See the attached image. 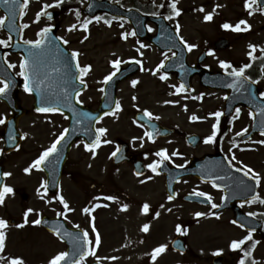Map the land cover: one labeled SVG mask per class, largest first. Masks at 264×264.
<instances>
[{"label":"rangeland","instance_id":"obj_1","mask_svg":"<svg viewBox=\"0 0 264 264\" xmlns=\"http://www.w3.org/2000/svg\"><path fill=\"white\" fill-rule=\"evenodd\" d=\"M64 1L81 4L84 2V0ZM44 3L51 4L53 0H29L27 7L23 11L24 22L31 23L32 20L36 19V14L40 12ZM241 4L242 0H179L178 7L182 9L181 15L173 17L170 23L176 27L178 21L180 24V33L184 37V40L188 43L197 45L196 48L191 50L187 58L189 63L194 61L197 53L200 52L202 48H210L212 40L218 36L228 37L232 43V47L227 51L211 53L210 57H208L204 63L207 69H222L220 65L221 60L230 61L236 67H239V63H245L247 61V53L251 51L249 44L258 46L254 56L260 58V60H264V54L259 50L260 47H264V13L249 15L248 12L243 10ZM216 5H221V7L215 8ZM200 6H203L205 11H199L198 9ZM59 7L60 6L49 9L57 11ZM214 8L215 12L213 19L211 21H205L203 19L204 15L209 11H213ZM76 10V8H73L69 12L57 16L54 21H47L43 18V26L59 24V34L68 38H76L78 42L74 43L73 46L80 50L82 60H88L93 63L94 75L89 80L90 89L85 93L86 98L91 99L98 97L100 77L109 70L108 62L117 59L115 56H118L122 61H125L126 58L136 57V60L142 61L143 70L141 69L132 78L125 80L117 87L118 97L124 100L125 105L128 104V100L132 98L130 95L133 94L135 97L142 100L144 105L152 107L157 112L159 111L163 118L166 117L165 119L176 120L177 124L180 125V129L187 131L192 129L202 134L208 133L211 130V124L216 121L217 118L211 116V119H208L207 115L216 112V110L221 107L225 96L222 90H205L199 84L198 77L195 76L192 79V88L190 91L177 93L172 85L179 86V84L176 82L173 74H168V79L162 80L160 79V76L163 75L161 71L157 74H153V72L150 71L156 69L157 65L166 59L165 56H167V58L171 56L172 53L170 51H162L150 46L140 48L139 45L138 49H140V52H143V55L141 56L137 49L135 50L136 54H133V49L129 41H127L129 42L128 44L124 45L118 40V33L121 30V25L106 27L100 22H92L89 24L88 30L85 31L80 26L85 20V17L80 12V17L77 18ZM0 18H3L1 12ZM242 19L247 20L248 24L251 25L250 29L235 31L234 29H225L222 27L226 22L235 26V24ZM72 24H76L77 27L69 31V26ZM241 28L245 29L247 25H241ZM1 36L0 32V39ZM85 36L88 37L86 40L84 39ZM133 79L139 81L135 87L131 84ZM262 84H264V82ZM163 99H172L173 101H179V103H173L177 106L166 110L168 107H165L166 104L162 101ZM185 105L187 106L186 110ZM0 114H6L5 108L2 106H0ZM193 115L202 117L205 121H202L203 119H198L201 123L196 124L194 122L196 120L191 119ZM116 117H119V115ZM116 117L109 125V134L111 137L119 135L122 132L131 133L129 128H123V126H128L126 124L128 121L125 122V120L122 119V121L118 120L114 122ZM24 121L28 125L29 144L23 153L15 157L16 165L23 160L28 162L29 159L36 154L37 150L35 149L38 148L37 145L41 143L38 142L37 139L43 136V118H39V121L36 122L35 116L29 114L25 117ZM128 130L130 131L128 132ZM127 137L129 136H123L125 139L130 138ZM232 137L233 136H226L222 140L221 144L224 151H226L230 157L232 154H235L236 159L234 161L237 164L241 166L247 164L264 177V144L258 142L257 144L248 143L245 145L248 149L245 150L247 152L240 153L243 150L240 151L239 147L233 146V144H236V139H232ZM258 140H264V137ZM169 143L181 148V150L178 151H185L189 153V155L193 153L200 154L212 149L211 144H207L196 150L189 149L185 147L179 133H177L174 139L170 140ZM138 144L133 142L132 146L137 147ZM248 145L249 147H247ZM12 171L13 177L9 182L19 186V189H22L26 185V191L30 198L28 208L43 210V213L52 212L56 209L55 204L49 203V199L44 198L41 194V187L36 172L31 171V173L27 175H21L16 166H14ZM104 173L103 170L88 169L84 171V179L87 177L85 189L89 195L99 191L96 187L104 181ZM92 184H94L93 187H91ZM72 188V186L67 188L71 191V198L66 199L70 204V201H72V207L74 210L78 211L81 210L84 205H87V201L92 198H78L77 193L75 194ZM105 188L106 187H104V189ZM38 189H40V191H38ZM104 189L101 188V192H103ZM260 196L264 198V180L261 181ZM13 198L8 197L4 205L0 206V217L14 218L18 214L20 211L18 208V200H14ZM37 198H43V202L38 201ZM93 200L94 198L92 201ZM95 201L96 203H101V207L98 208L95 213L97 229L101 234V244L96 248V255L100 257L99 262L101 264H111L108 262V257L112 254L121 260L120 264H138L141 261V256L148 254L149 249L153 246L152 244L156 243L155 241L160 242V244L168 243L169 238L172 236V224L177 226L179 222L186 221L187 224H190V234L187 240L189 246L188 252L185 255L176 254V256L173 253H169L171 250L168 248L167 251L158 258L157 262L153 264H177V262H179V264H211L210 256L214 252H218L217 250H222L219 253L225 256L224 264H234L236 261V255H232L230 243L234 239H240L243 232H240L230 223L229 212L220 214L219 218L192 221L188 219L191 218L192 212L201 210L202 208L188 204L184 202L182 198H177L174 200V212L169 216V219L166 218V221L168 219V222H170L169 225H156L155 228L152 229L151 233L154 236V242L152 243L151 239L141 240L131 246L132 241L130 236L133 235L136 238V235L140 232V225L142 224L141 218L136 215L137 208H131L130 210L134 211L138 219H130L126 217L125 214L117 213L115 211L116 208H110V202L108 200L104 198H95ZM245 210L248 212H257L258 215L264 217V204L258 201L246 205ZM122 228L127 231V234H132L127 238L128 241L125 240V235H120V233L123 232ZM94 235L93 233L92 237H94ZM118 235L121 236L120 240H118ZM256 238L259 239L260 243L253 251V258L256 264H264V240L260 237ZM119 243L120 245L117 246L114 251L111 252V250H109L110 247L118 245ZM5 244V250L0 253V256L4 258L3 264H9V261L14 257L23 258L25 264H40L42 262L43 264H48V261L53 256L62 252V247L54 243L52 239L49 240L44 235L38 234V232L34 230L20 232L10 226L6 230ZM89 258L96 259L93 256H89Z\"/></svg>","mask_w":264,"mask_h":264},{"label":"flooded vegetation","instance_id":"obj_2","mask_svg":"<svg viewBox=\"0 0 264 264\" xmlns=\"http://www.w3.org/2000/svg\"><path fill=\"white\" fill-rule=\"evenodd\" d=\"M137 4V1H135L132 4L124 5L125 7L134 6ZM256 6V5H255ZM259 9V8H256ZM43 27V26H42ZM41 29V28H40ZM40 29H37V33L40 31ZM25 32V31H24ZM37 33L35 37H29L25 40H35L38 38ZM34 36V35H31ZM68 46V44H67ZM78 59V58H76ZM22 57L19 55L10 54L8 56L9 64H14L15 67H10L11 71L14 75V87L16 94L19 96L18 99L20 103H23L22 101H27V98L30 96L28 92L24 90L23 84H24V78L22 76H19L18 73L20 71V62L22 61ZM81 64V63H80ZM84 65H87V62L84 63ZM83 66V64H81ZM100 70V69H99ZM106 74V73H105ZM94 75L92 70L87 74V76H84L83 79L86 81V90L83 91L79 96L77 97L78 101H83L84 106H89L92 110L98 109L100 103H101V97H102V91L101 94L96 98H86L84 96L85 92L89 89V80ZM103 77V78H102ZM104 74L100 77V87L102 90V85L104 84ZM259 78V76H258ZM43 79V78H42ZM3 82H0V87H3ZM74 88V77L70 74H61L60 76V89L62 90L61 97L62 99L59 100L61 103H65L66 101L69 102L72 100V90ZM67 93V95H65ZM83 96V97H82ZM31 98V96H30ZM117 101L120 102L122 109L116 110L114 108L113 111H108V115H104V113L100 116L103 117V119H96L93 127V135L90 136L91 138L95 137V129L99 127H104L108 129V132L105 136L102 137V139H107L111 141V143L108 144H102L98 149H95L96 155L93 156L92 153L85 149L84 144L87 142L83 138H76L74 142H72L70 145H68L67 148V142L60 143L61 150L60 155L63 154V151L66 149L64 158L62 159L61 156H59V160L56 159L57 164L60 163L62 160V170H61V178L59 180V184L57 187V191L54 194L45 193L46 196L51 197L52 201L56 203L57 209L54 212L51 213H44L43 210H35L34 212L30 213L28 216V223L24 224L23 227H17V225L22 224L24 221V213L28 209L30 198L28 197V194L26 192L25 186L22 189H19L18 186H10L14 189V193H11V195L16 196L17 198H13L14 200H18V208L20 211L14 218L8 219V223H10L12 226H15L17 231H26V230H34L36 232H39L43 235V233L51 238L52 240H56L58 245L62 247V249H65V243L61 242L57 237L47 231V229L43 228V226L32 224L31 221L37 219L38 217L41 219L43 216L47 217H59L63 219L66 224L69 227L76 228L75 225H80L78 229L82 230H88V228L91 226L92 220L89 213H84L83 209L81 210H74L71 212H65V215H67L68 219L65 220L63 216H58L57 212H64L62 204L59 203L58 198L53 199V197H58L59 194H62L65 198H71L70 193L71 191L67 188L73 187L72 189L75 191V194L77 193L78 198H104L108 195H114L118 197V200L111 201L113 203H116V205L119 207V213L125 214L126 217L130 219H138L141 218L142 224L140 225V229L142 228L143 224L148 223L150 225V229L147 233H144L141 231L140 235L130 236L131 239V246H133L136 242H139L141 240H150L154 239V236L152 235V229L155 228L156 225H159L160 221L165 224L168 222L169 216L174 212L173 209V201L175 198H207V197H199L192 195L195 191H202L209 193L212 196V200L207 202L205 205H202L197 202H190V204H193L195 206H198L202 208L201 210H196V212H204L206 213L205 216L196 217L200 219H208V218H216V216L210 215L211 212H217L220 214L224 212H229L230 218L233 216V211L231 209H227L224 211H215V208H212V203H215L217 205L220 204L222 198H223V191L221 188L214 187L213 183L209 181V179H200L199 177L195 175H186L184 177L178 178L175 183L170 187L166 184V178L163 172V170H169L171 168H177L176 165H184V167L189 165V161L192 158H198L205 153H215L220 151L219 149L214 148L212 152L204 151L202 153H194L189 155V153H186L185 151H179L181 155L172 156L171 160L165 161L163 165L158 169V172H153L151 169L147 168V165L149 163H152L154 160L160 159L155 155L157 151H159L161 148L168 149V154L171 155L173 151H177L181 148L173 147L172 144L169 142H164L166 140L170 141L174 139L175 135L179 133L183 139L188 133L195 132L194 130L184 131L179 128L177 124L173 123V120L165 119L163 116L160 115L159 111L157 112L155 109H153L150 106H146L143 104L142 100L140 99H129L128 104L125 105V102L123 99H117ZM130 101V104H129ZM165 101V100H162ZM124 103V104H123ZM158 105V104H157ZM165 107H168L166 110L172 109L173 107H170L168 105H165ZM144 109L149 110L153 113L152 117H148L144 115ZM115 112V115L112 113ZM241 112H246L245 109L241 108ZM9 113V111H8ZM28 111H26L25 115L19 118L18 120V129L22 134L21 142L16 150L6 151L5 149V139L3 138L5 129H6V123L7 119L9 117V114L6 115H0V118H5V123L0 124V165L3 166L4 171H8V167L16 166L19 171L23 174H26L24 169L29 166V163L27 161H21L17 165L15 164V157L17 154L23 153L25 151V148L28 147L29 144V130L28 125L25 123L24 119L27 116ZM106 113V112H105ZM247 114L249 115L248 111ZM119 117H116L118 116ZM142 115V116H141ZM236 115V114H235ZM234 115V116H235ZM242 116H247L243 114ZM251 116V115H249ZM43 117L45 121L43 122L44 125V132L43 136L39 137V141H41V144L43 145L45 149L50 147L51 144L56 140L57 136L61 132L64 131V129H67L68 127V116L65 115L62 112H53V113H43ZM116 121H122L125 120L128 121L126 124L128 125L123 126L124 129L129 128L131 130V133L122 132L119 135H114L111 137L109 134V125L112 123L111 121L114 119ZM156 117H159V119H156ZM233 117L230 118L229 121H231ZM244 120L247 119L246 117H242ZM155 123V124H152ZM243 125L244 128H248V131L251 127V121L248 123V120H245ZM140 125H143L141 127ZM128 130V132L130 131ZM158 130V131H157ZM145 131H153L154 135L152 139H149L144 135ZM241 132V131H240ZM25 134H27L25 136ZM246 134V133H245ZM124 135H128L129 139L123 138ZM262 136V134H254L253 137ZM264 136V135H263ZM133 137H136L137 139H133ZM140 137H143V139H139ZM138 144L137 147L132 146V143ZM141 143V144H140ZM119 147V152L115 157L111 156V153L115 151ZM185 147L189 149H198L200 145L196 147H190L188 145H185ZM145 153H148V156L145 157ZM27 154V153H26ZM25 154V155H26ZM135 163H138L145 172L141 175H137L134 172V165ZM103 170L104 173V181L101 182V184L96 187L99 191L94 192L93 194L89 195L85 189V182L87 181V177L84 179V171L85 170ZM83 177V178H82ZM148 177H151V179H147ZM8 178V176H6ZM42 179L43 181L46 180V176L44 173H42ZM143 181V182H141ZM69 183V184H67ZM94 184L91 185L93 187ZM104 187H106L104 189ZM104 189L103 192H101L100 189ZM74 193V192H73ZM72 193V194H73ZM172 195L174 198L172 200H168V196ZM74 198V197H73ZM92 199H89L87 201V205H84L83 208L88 207L91 203ZM147 202L150 205V209L148 213H144L142 211L143 204ZM127 203L129 205V208L127 210H122L121 205ZM163 205V207H161ZM241 207L243 211H245V206L248 205L247 203H237ZM131 208H137L136 215L134 214L133 210H130ZM170 209V211H169ZM159 212L160 216L156 217L155 213ZM166 218L167 221H166ZM13 219V220H12ZM264 225V222H263ZM264 230V229H263ZM253 234H260L259 232H254ZM122 235V234H120ZM120 235H118V240L120 239ZM180 235H183V237L188 240V231L186 228L182 227V231L180 232ZM176 236V232H174L170 238V241ZM170 245V244H169ZM114 247V245H113ZM141 264H150L151 255L150 254H144L140 258ZM113 261V260H112Z\"/></svg>","mask_w":264,"mask_h":264},{"label":"snow or ice","instance_id":"obj_3","mask_svg":"<svg viewBox=\"0 0 264 264\" xmlns=\"http://www.w3.org/2000/svg\"><path fill=\"white\" fill-rule=\"evenodd\" d=\"M3 2L5 4H10L13 5L17 2V0H3ZM156 0H153V4H155ZM178 2L179 0H170V3L168 4V7L171 10V14L167 15L166 17H164L167 20H172L173 17H178L181 15L182 9L180 7H178ZM29 3V0H23V7H27ZM64 3V0H53V3L49 4V3H44L40 12H38L36 14V21L39 22L41 15L47 16L48 19L52 18V13L47 11V9L49 8H53V7H58L60 5H62ZM259 0H245V8L249 9V15L252 14V9L253 6L258 4ZM89 7H91V5H89ZM160 8H164L165 5L163 3H161L159 5ZM221 7V5H216L215 8H219ZM215 8L213 9V11H209L207 12L203 19L205 21H211L213 19L214 16V12H215ZM199 11L203 12L205 11L203 6H200V8L198 9ZM262 11H264V8L261 9ZM153 15H160V13H152ZM23 15V13H22ZM76 16L77 18L80 17V11L79 9L76 10ZM103 19V17H99V16H94L92 18V20H95L96 22H100ZM114 19H124L123 17H113L111 20H105L104 22L106 24H108L109 26L112 24V20ZM92 20L89 19H85L83 21V23L80 25L81 28H83L85 31L88 30V26L90 23H92ZM4 24V18H0V25ZM241 25H247V28L242 29ZM29 25L28 24H23L22 27L23 28H27ZM55 27V25H46L45 27H42L40 29V31L37 33L38 38L35 40H25L24 43L26 45H31L32 48L29 49V55L32 57H35L38 55V53L36 51H34V49H38L41 52L43 51V49L50 44H53V42L57 39L62 40L63 43L65 45H67L69 43V41L67 39H64V37H52L50 36V33L52 32V29ZM77 27L76 24H72L69 26V31L75 29ZM121 27H123V24H121ZM223 28L225 29H234L235 31H243V30H248L251 28V25L248 24L247 20H240L239 22H237L235 24V26H233L231 23H224L222 25ZM149 31H152V29L149 27L148 28ZM175 31L177 33V35H179L180 32V24L177 21L176 23V28ZM136 36L137 32L134 29L131 33H127V32H123L121 33V36L123 37V39L127 40L128 36ZM88 37L85 36L84 39L86 40ZM179 39L181 41H183V43L186 45L187 49L189 51H191L192 49L196 48L197 45L196 44H192V43H188L186 40H184L183 36H180ZM12 40V36L9 35L7 39H0V45H4V46H8L9 42ZM138 43H140L138 41ZM148 47V45H145L143 43H140V48H146ZM249 48L251 49V51H249L247 53V55L252 58L253 60L256 58L254 56V53L257 51L258 46L254 45V44H249ZM260 52L262 54H264V47H260ZM138 52H140V49H137ZM79 52L78 51H71L70 53V57L71 58H78L79 57ZM140 55H143V52H140ZM173 55L175 56V53H173ZM165 58L167 59V56H165ZM134 59V58H133ZM122 63H127V61H122L121 59H115L111 61V64L113 65L114 71L110 72L108 75H106L104 77V82L108 83L109 81H111L116 75L117 73L120 71V65ZM135 63L137 64H142V61L140 60H135ZM220 65L221 67L227 72V74L230 77H233V81L231 84L228 85V87H232V88H238L239 87H243L245 84V81H252L253 83H258L259 81H253L251 76H246V69H249L250 67H252V65L250 63L247 64H243L241 67H234L231 62L229 61H224L221 60L220 61ZM9 67H15L14 64H9ZM164 67V62L161 61L159 65H157L156 69L154 70H150L153 72V74H157L158 72H160L161 69H163ZM76 68L79 69V75L77 77H75V79L79 80V83L84 85L85 87L87 86L86 81L83 79L84 76H87V74L91 71L92 69V65L87 64V65H83L81 66L80 62L78 59H76ZM229 69H231L230 71H228ZM36 70H37V65L35 63H30L29 60L24 59L20 62V71L18 73L19 76H22L24 78V90L26 92H33L34 88L33 85L36 84L37 88L36 90L39 91V84L41 83V81L38 80V78H34L35 74H36ZM143 70V69H142ZM262 71H264V65H262ZM160 79L162 80H166L168 79V73L164 72L163 75L160 76ZM139 83L138 80H132L131 84L133 85V87H135L137 84ZM173 88L176 89L177 93L179 92H183V91H187L184 83H181L179 86L176 85H172ZM9 88V82L8 81H4L3 87H0V94L5 93ZM103 91V89L101 90ZM65 95H67V93H65ZM259 95L261 97H264V92L259 93ZM79 96V92H77V97ZM187 98V97H185ZM202 98V97H201ZM227 99V97H225ZM133 99H137L135 96L133 97ZM67 102V101H66ZM81 103H83V101H80ZM41 103L45 104L48 103V97L43 95L41 96ZM165 104H172V103H179V101H172V100H165L164 101ZM115 109L116 110H121L122 106L120 104L119 101L115 102ZM187 109V106L185 105V110ZM262 113H264V108L260 109ZM36 111L38 113H53V112H60L61 109L58 107H54V106H41V107H37ZM237 116L233 117V119L238 118L241 109L240 108H236L235 109ZM113 115H115V112L112 113ZM104 115H108V113H104ZM144 115L148 116V117H152L153 113L150 112L147 109H144ZM209 115L216 117V123L213 124V131L211 133V135L207 136L205 138V143H215L216 142V137H217V133L219 132V124H220V120L219 118L223 115V113L221 111H216L214 113H210ZM249 115L254 116L255 114L250 112ZM98 119H103V117H99ZM156 119H159V117H156ZM191 119L193 120H198V119H203L202 117L193 115L191 117ZM6 120L5 118H0V124H4ZM141 127H143V125H140ZM261 127L262 129H264V121L261 122ZM158 131V130H157ZM68 132V129H64L63 132H61L59 134V136H57L56 140L51 144L50 147L44 149L41 154L32 161V163L26 167L24 169L25 173H31V171L33 169H41V166L45 164L46 161H48L49 157L53 154L56 153L58 151L57 146L61 143V141H63L65 139V136ZM108 132L107 128L104 127H99L95 129V139L92 140L91 142H86L84 144V147L86 150L90 151L92 153L93 156H95L97 153L95 151V149H98L102 144H108L111 143V141L107 140V139H102L103 136H105ZM248 132V128H244L241 130V132L236 133L237 136L243 135L245 133ZM27 134H25L26 136ZM144 135L146 137H148L149 139L153 138L154 132L153 131H145ZM14 139V138H13ZM133 139H137L136 137H133ZM139 139H143V137H140ZM260 144H264V140L259 141ZM233 146L235 147L236 145L233 144ZM19 147V146H17ZM2 151V150H0ZM119 152V147H117V149L115 151H113L111 153L112 157H115L117 155V153ZM155 155L157 157H159L160 159L158 160H154L152 163H149L147 165V168L151 169L153 172H158V169L161 167V165L164 164L165 161L171 160L172 156H177V155H181V153L177 150V151H173L171 153V155L168 154V149L166 148H161L159 151H157L155 153ZM148 156V153H145V157ZM236 159L235 154H232L231 159L227 160L228 165H230L231 167L235 168L236 165L233 164V161ZM242 163V162H241ZM177 168H183L184 165H176ZM237 171L242 172L244 174V176L250 177L252 181L255 182L256 186H259L261 184V181L264 180V177L261 176V174L257 171H255L253 168H251L249 165L247 164H243L242 167L238 168ZM4 176H10L11 173L9 172H5L3 173ZM137 175H140V173L138 172ZM147 179H151V177H148ZM143 182V181H141ZM53 183H55V181H53ZM241 185H244V181H240ZM213 185L216 188H220L222 187L220 184L215 183V181L213 180ZM48 187H49V181L48 180H44L42 181L41 184V188H43V191L45 193L48 192ZM249 186L245 185V190L248 189ZM38 191H40V189H38ZM6 193H14V189L10 186L4 185L3 189L0 190V204H3L5 201V194ZM253 193L251 195L250 198L245 199L244 201H242L243 203H247V204H252L254 202H259L261 204H264V198H261L259 193H255L253 190ZM192 195L194 196H199V197H207L208 201L212 200V196L209 193L206 192H202V191H195ZM60 204H62L64 212H57L58 216H63L65 220L68 219L67 215H65V212H71L74 211V209H72L69 206L68 201L65 199V197L62 194H59L58 197H53V199H57ZM174 197L172 195L168 196V200H172ZM104 199L108 200V201H116L118 200L117 196L114 195H108L106 197H104ZM224 199H227V196L224 197ZM101 205L99 204H94L92 207H85L83 209L84 213H92L94 211L95 208L100 207ZM107 206V205H104ZM161 207H163V205H161ZM212 208H218L219 205L212 203L211 205ZM122 210H127L129 208V205L127 203L121 205ZM150 209V205L145 202L142 206V211L144 213H148ZM35 210L33 208H28L25 213H24V221L22 224L17 225V227H23L24 224H27L28 221V216L30 213L34 212ZM170 211V209H169ZM206 213L204 212H196L195 216L196 217H201V216H205ZM210 215L216 216L217 218H219V213L217 212H211ZM258 213L257 212H248L247 216L249 217H255L257 216ZM156 217L160 216L159 212L155 213ZM92 223H91V232L94 233V238H90L89 235V230H83V234L79 235L76 233H72V232H67L61 231V227H54L53 231L55 232V234L57 236H60L61 239H63L65 236H67L73 243V251L71 253V255L73 257H77L75 259H72L69 261V264H85L86 262V258L88 256H93L95 257L97 260L100 259L99 256L96 255V248H98L101 244V234L100 232L97 230L96 225H95V216L91 217ZM32 224H36L39 225L40 223H42V220L38 217L37 219L31 221ZM233 224H238V226L242 229H244L246 227V224L244 222H240L237 220H233L232 221ZM8 225V221L0 218V253H2L5 250L6 244H5V240H6V233L5 231H3V229ZM76 228H79L80 225H75ZM150 229V225L148 223L143 224L141 231H143L144 233H147ZM176 231L178 233H180L182 231V228L180 225L176 226ZM256 232V228L252 227V228H248L247 230V235H245L243 238L241 239H234L231 241L230 243V248L232 250H237L240 249L243 252L242 257L239 259L238 264H246V262L248 261V258L252 257V250H254L256 248V246L260 243L259 240H254L253 238V233ZM246 242H251V246L249 250H244L242 248V246H244L246 244ZM168 249V245L166 243H161L158 246H156L155 248L152 249L151 251V260L153 262H155L157 260V257L160 256L162 253H165ZM218 252L222 251V250H217ZM69 253L67 251H62L57 253L55 256H53L49 261L48 264H61L62 261H65V259L67 257H69ZM3 257L0 256V264H3ZM108 259L110 260H116L117 257L112 256V257H108ZM9 264H25L23 258L21 257H14L9 261ZM177 264H179V262H177ZM251 264H256L255 259L251 260Z\"/></svg>","mask_w":264,"mask_h":264},{"label":"water","instance_id":"obj_4","mask_svg":"<svg viewBox=\"0 0 264 264\" xmlns=\"http://www.w3.org/2000/svg\"><path fill=\"white\" fill-rule=\"evenodd\" d=\"M21 5H22V0H17V2L13 5L5 4L3 2V0H0V8L5 12V14L7 16V19L4 23L5 27L9 26L13 23H14V25L17 24ZM158 26H159L158 36L156 38L155 37L153 38L155 43L163 46L165 43L168 44V42H170V41L176 42L175 40H177V39L175 37V40H174V35H175L174 32L166 25V23L164 22L163 19H160ZM228 46L229 45L227 44V41L225 39H219L215 42V47L217 49L227 48ZM183 58H184V53H181L178 55V57H175V58L167 61L165 64V69L170 70V69L174 68L175 70L178 71L179 79H181L183 82H186L193 72L187 70V67L183 63ZM203 58H204V54H201V56H199V58H198V62H197L196 67H198V64L202 61ZM199 73L201 74V80L203 82H207V84L212 85V84H214V83H211L212 81L217 82V81H220L223 79V76L220 73L208 74L207 72L200 71V70H199ZM207 76L210 77L211 79H209ZM216 77H218L219 79L215 80ZM231 83H232V81H231ZM228 91H229L228 99L235 100V99H240V98L242 99V96L246 92V89L245 88L242 89L240 87H238V88L229 87ZM256 107H258V105H255L254 109ZM255 116H256V121H261L264 117V113L255 112ZM228 199L229 198L224 199V201H228ZM235 220L240 221V222H244L246 224L247 229L252 228V227L257 229L258 225H259L253 219H251L247 216H244L242 214L240 215L239 213L236 214ZM72 251H73V247L71 246L67 251L70 255H69V257H67L65 259V261L61 262L62 264H69L70 260L77 258V257H73L71 255ZM222 260H223L222 257H216L214 262L216 264H221ZM92 264H96V263H92Z\"/></svg>","mask_w":264,"mask_h":264}]
</instances>
